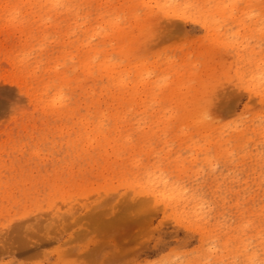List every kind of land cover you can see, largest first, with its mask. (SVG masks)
I'll list each match as a JSON object with an SVG mask.
<instances>
[{
    "label": "rangeland",
    "instance_id": "obj_1",
    "mask_svg": "<svg viewBox=\"0 0 264 264\" xmlns=\"http://www.w3.org/2000/svg\"><path fill=\"white\" fill-rule=\"evenodd\" d=\"M40 4L0 0V264H264V0Z\"/></svg>",
    "mask_w": 264,
    "mask_h": 264
},
{
    "label": "bare ground",
    "instance_id": "obj_2",
    "mask_svg": "<svg viewBox=\"0 0 264 264\" xmlns=\"http://www.w3.org/2000/svg\"><path fill=\"white\" fill-rule=\"evenodd\" d=\"M76 1H79V0H41L40 8L42 9L44 7V5L45 6L48 5L49 8L53 10V13L55 16H61V17H65V18H67V17H69V15L73 14L72 12H73V9L75 8L76 10H75L74 14L76 15L75 16V18H76L78 16L77 14L79 13V8H78V11L76 8L77 7ZM41 20H43V19L41 18ZM9 34H10V31L6 29L5 35L8 36Z\"/></svg>",
    "mask_w": 264,
    "mask_h": 264
}]
</instances>
